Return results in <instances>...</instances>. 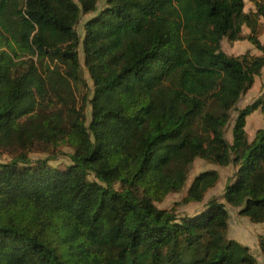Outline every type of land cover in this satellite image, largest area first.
Segmentation results:
<instances>
[{
	"label": "trees",
	"instance_id": "obj_1",
	"mask_svg": "<svg viewBox=\"0 0 264 264\" xmlns=\"http://www.w3.org/2000/svg\"><path fill=\"white\" fill-rule=\"evenodd\" d=\"M98 1L0 0V150L16 153L0 163V264H257L227 238V207L264 224V126L246 132L264 95L237 110L264 69V0L251 12L246 0ZM244 27L259 56L222 50ZM83 66L93 87L80 103ZM62 142L65 169L29 157ZM197 158L237 168L225 203L159 209ZM219 179L200 173L185 202Z\"/></svg>",
	"mask_w": 264,
	"mask_h": 264
},
{
	"label": "rangeland",
	"instance_id": "obj_2",
	"mask_svg": "<svg viewBox=\"0 0 264 264\" xmlns=\"http://www.w3.org/2000/svg\"><path fill=\"white\" fill-rule=\"evenodd\" d=\"M106 0L98 1V9H102L105 6ZM247 12L254 10V4L251 0H246ZM94 14L83 15L81 23H85ZM82 25L78 26L81 30ZM251 34L249 28L244 27L242 36L243 40L232 43L227 39L222 42V50L232 56H241L249 53L252 56H259L261 53L253 46L248 40V36ZM258 38L261 43L264 44V21L261 20ZM81 60L83 63V53L81 50ZM83 79L84 83L76 85V94L79 102H82L84 96L89 95L90 89L93 87V83L89 74V71L83 66ZM264 95V69L259 77L255 78L254 85L246 93H244L237 105V110L243 109L246 106L252 104L259 97ZM88 121L91 118V107L86 109ZM237 116V111L234 110L231 113V120L225 129V138L230 143L233 140L232 129ZM264 126V119L261 110L255 111L251 116L248 117L246 132L248 135V140L252 141L255 137L256 132ZM73 153V149L65 144L60 143L58 146H36L30 153L29 157L33 161L37 160H48L50 159V165L56 168L65 169L71 165V160L69 155ZM16 153L13 151H1L0 150V163L10 162ZM215 170L219 173L220 179L216 186L210 189L202 202H185L187 198L188 189L200 173L205 171ZM237 168L233 165L228 167H221L219 165H214L206 162L203 159L197 158L192 165L190 170L187 186L181 193H171L169 194L163 202L157 203L159 209L170 210L173 209L179 216H193L200 212H203L207 208L209 201L215 199L220 203H225L224 194L227 185L234 179ZM230 214L229 228L227 232V238L233 241H240L246 243V247L250 248L252 255L256 258L257 264H264V255L261 250V242L264 240V224H255L250 221L249 218L241 216L239 214V209L228 206L227 207ZM239 242V243H240ZM241 244V243H240ZM243 245V244H242ZM245 246V245H243Z\"/></svg>",
	"mask_w": 264,
	"mask_h": 264
},
{
	"label": "crops",
	"instance_id": "obj_3",
	"mask_svg": "<svg viewBox=\"0 0 264 264\" xmlns=\"http://www.w3.org/2000/svg\"><path fill=\"white\" fill-rule=\"evenodd\" d=\"M238 242H240V241H238ZM240 243H241V244H243V245H245V246H246V245H247V246H249V245H248V244H246V243H242V242H240ZM249 247H250V246H249ZM250 248H251V247H250Z\"/></svg>",
	"mask_w": 264,
	"mask_h": 264
}]
</instances>
